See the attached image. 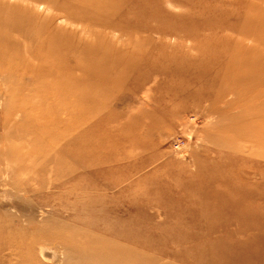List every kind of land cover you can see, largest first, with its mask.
Segmentation results:
<instances>
[{
  "label": "rangeland",
  "instance_id": "374dc122",
  "mask_svg": "<svg viewBox=\"0 0 264 264\" xmlns=\"http://www.w3.org/2000/svg\"><path fill=\"white\" fill-rule=\"evenodd\" d=\"M0 264H264V0H0Z\"/></svg>",
  "mask_w": 264,
  "mask_h": 264
}]
</instances>
